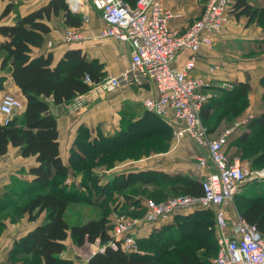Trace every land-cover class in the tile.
<instances>
[{"label": "trees", "instance_id": "16d2710c", "mask_svg": "<svg viewBox=\"0 0 264 264\" xmlns=\"http://www.w3.org/2000/svg\"><path fill=\"white\" fill-rule=\"evenodd\" d=\"M130 1L133 2L132 5L136 3V0ZM11 10H13V4L9 3L4 8L2 17ZM232 10L237 16L245 15L251 21L255 19L259 22L264 21V4L257 5L252 0H234ZM61 12L64 14L67 25L72 27L81 25L82 14L74 12L65 0H49L23 15L17 14L15 23L0 25V33L5 37V40L0 43V67L11 73L14 82L26 97V105L22 114L13 115L7 122H3L0 115V154H4L8 150V146L12 144L20 146L24 156L36 155V159L40 163L31 168V172L36 175L35 179L23 187L22 191L24 190V194L26 193L28 196L24 203L18 207L22 212L28 213L30 219H35L41 212L47 210L45 220L19 241L20 247L25 254L29 255L25 257L24 264H73V261L60 256L65 246L63 241L69 234L78 245L85 242H97L99 245H105V251L97 250L88 258L87 264H157L155 253L148 251L142 244L150 242L153 236L158 237L161 239L160 241L157 239L159 250H163L161 252L166 254L175 247V244L179 245L183 242L180 237L182 232L179 230V225L176 224L173 227L171 226L173 224H168L159 228L153 226L148 236L137 237L143 251L139 253L124 251L120 246V241H118L117 248L108 245L113 236L112 230L109 229V218L104 213L98 217H90L87 220L73 223H70L66 217V210L72 198L84 195L86 196H83L84 198L92 201L90 192L85 195L87 192L83 184L85 181L94 187L96 184L99 185V193H104L107 187L111 188L115 185L118 188L125 187L128 186V183H134L138 178L133 174H120L117 175L119 177L108 182H97L99 175L95 166L99 164V161L96 162L99 155L94 154L97 151L86 154L84 150L94 145L95 141H105L114 145V138L100 137L93 140L86 127L81 129L77 141L78 144L82 143L84 146L80 151L73 150L71 152L70 165L64 164L60 157L57 118L52 113L45 114L49 110V103L41 97H52L53 101L58 104L68 102L75 95L88 92L107 76L103 70V63L96 58H88L79 48L68 49L55 65L52 64L50 52L33 55L34 48L43 44L45 34L51 30L46 20ZM86 76L90 78V82L85 80ZM5 79V75L0 76V88ZM224 92V97L221 100L206 103V106H203L201 110L203 121L207 122L211 119V108H214L215 111L221 102L231 101L230 107L237 108L241 104L238 100L244 101L248 98L251 86L247 81H240L235 83L234 88ZM248 127L264 130V113L248 122L245 129L235 133L234 136L232 135L226 146L228 152L234 139H238V142L241 141L240 143L250 139ZM112 148V146L109 147V149ZM102 150L105 151V149ZM101 164L112 166L110 165L112 163L108 162ZM73 166H78L79 169L84 168L85 177L82 176L84 178L81 180L82 184L73 182L74 184L68 187L63 184L64 176ZM178 177H167V180L172 183H180L179 186L174 187L175 192L195 196L203 194L201 181ZM99 193L98 197L100 198ZM244 197L245 199L238 203L239 213L244 220L255 225L264 233V192L258 195L255 193L246 194L242 196V198ZM93 202L97 203L96 200ZM139 206L145 208L140 199L138 201L131 199L128 206L127 204L121 206V203H117L115 207L121 208V210L129 207L136 211ZM200 212L211 214L214 222L215 215L212 209L201 208L197 213ZM207 219L204 218L201 223H198L201 227L200 230L214 235V223L212 228L203 225ZM208 221L211 220L208 219ZM184 248L182 246L178 250L176 261H180L182 264H192Z\"/></svg>", "mask_w": 264, "mask_h": 264}, {"label": "crops", "instance_id": "0c3cea01", "mask_svg": "<svg viewBox=\"0 0 264 264\" xmlns=\"http://www.w3.org/2000/svg\"><path fill=\"white\" fill-rule=\"evenodd\" d=\"M21 1L23 2L19 11L23 15L47 3L49 0ZM81 1V9L77 12L82 14V22L78 28L81 29L83 38L79 41L66 42L63 35L64 30L69 25L65 22L63 12L58 15H52L50 19L46 20L51 30L45 34L43 44L34 48L33 55L50 52L52 64L55 65L68 49L79 48L88 58H96L103 63V70L106 75L120 74L131 62L129 41L113 37H100L99 32L106 25L104 20H102L88 0ZM125 1L133 3L130 0ZM252 1L257 5L264 4V0ZM9 2L11 1L4 0L0 4V25L12 24L16 21L17 13L13 12L14 10H11L6 16H1L2 11ZM164 4L172 14L169 18V25L172 28L184 30L201 14L205 3L204 0H164ZM86 16L88 19L85 20ZM242 16L245 15L237 16L234 13H229L222 29L213 36L212 45H202L196 51L183 49L176 56L175 65L178 68H183L185 63L193 57L195 66L191 72L194 75L205 76L210 81L209 88L219 91L220 94L216 95V98L212 99L208 104L219 101L224 97L223 93H225V90L221 89V85L224 82L249 81L246 80L248 79L246 72L252 68L249 69L247 65L244 66L242 58L238 59L236 56H231L230 53H234L239 57L247 56L241 54V51L239 52L240 54L235 53L236 50L231 48V44L237 45V41L251 38L263 39L264 32H262V29L264 28L259 26L251 33L250 31H245L244 34L239 32L240 35H237L233 29L237 26V19ZM258 31L259 36H257ZM4 40V35L0 33V43ZM244 59L249 61L248 58ZM212 67L215 68L212 69ZM1 75H5L6 79L0 88V98L5 93H13L22 98L24 105H26V97L22 93L21 88L14 82L11 73L8 70H2L0 67ZM255 78L260 79V77ZM253 82L254 79L251 82L249 81V83ZM158 95L155 83L150 81L143 85L123 84L109 91L93 87L88 92L75 95L70 101L59 104L55 103L52 97L43 96L41 98L49 103V113H52L57 118L60 157L64 164L70 165L71 152L73 150L80 151L82 146H84L82 143L78 144L77 142L83 127H86L93 140L100 137H113L114 145L117 142L119 144L124 142L129 137V134L139 138L152 134L154 129L164 132L170 130L171 127L174 128V125L169 120L150 112L145 107L147 98L157 97ZM213 112L214 108H211V114ZM238 132L239 130L236 131V133ZM169 146L171 148H168ZM169 146H167L165 151L159 150L146 153L138 159L129 157L123 161H117L118 164L114 167L106 168L102 166L103 168H101L98 166L95 170L100 176L105 175L102 178V183L116 179L117 175L126 173L129 175L133 174L136 178H143L144 184H148L147 179L149 180L150 178L160 179L167 185L170 184L169 186L172 187L174 192V187L179 186L180 183H172L167 180V177L179 178L178 176H181L201 181L208 169H210L209 167L201 166L199 163L203 150L190 138H184L179 142L172 141ZM39 163L36 155L24 156L21 153V147L13 146L12 144L8 146V150L4 154H0V264H24L25 257L29 255L25 254L19 245V241L41 224L47 216V210H44L35 219H30L28 213L22 212L18 207L24 203V200L19 205L16 201L18 197H23L27 194L15 188L20 187L22 190L26 184L33 182L36 175L31 172V168L39 165ZM100 169L105 171L104 174ZM70 172H72V169ZM161 175H163L164 179L161 178ZM77 178H71L73 179L72 182L79 184ZM134 192L136 191L134 190ZM127 193L129 196L132 194L130 192ZM139 195L141 194H134L132 199L137 201L140 199L144 204L145 199L139 197ZM120 203L121 206L125 205L124 202ZM226 208L229 214L233 216L234 212H231L228 207ZM69 213L71 212L67 208V219L72 217L74 220L69 221L70 223L84 218L86 220L88 217L82 211L75 214L74 217ZM236 213H239L238 210H236ZM162 220L156 223L145 222L143 226L134 230L136 237L148 236L153 226L159 228L170 223V220ZM213 236L214 242L218 246V231L215 228ZM63 242L65 246L60 256L66 260L73 261V264H87L88 258L98 248L97 242H85L82 245H78L71 234Z\"/></svg>", "mask_w": 264, "mask_h": 264}, {"label": "built area", "instance_id": "2783aa9c", "mask_svg": "<svg viewBox=\"0 0 264 264\" xmlns=\"http://www.w3.org/2000/svg\"><path fill=\"white\" fill-rule=\"evenodd\" d=\"M88 1L106 24L99 36L126 40L131 46L129 66L118 75H107L93 87L109 91L123 84L154 82L159 95L147 98L145 107L169 120L179 138L192 139L203 150L200 165L210 168L201 179L202 195L180 193L160 202L146 199L144 221L156 223L194 206L213 209L219 246L213 264H264V233L244 220L240 213L231 216L226 210L228 200L249 174L241 158L231 159L226 150L239 125L228 127L216 138H208L207 129L202 125L201 110L213 97L212 92L204 91L209 88L210 81L202 75L191 74L195 66L193 57L183 68L175 65L179 51H196L202 45L213 44V36L223 27L232 0H207L201 15L184 30L169 25L172 14L164 0H136L134 5L125 0ZM68 2L71 9H81V0ZM84 19H88L87 16ZM63 37L66 42H74L81 40L83 34L80 28L68 26ZM85 80L90 82L88 76ZM24 106V101L17 95L3 94L0 98L1 120L7 122L13 115L21 113ZM139 222L138 218L118 216L111 231L113 239L108 245L117 248L120 241L124 251L142 253L134 232ZM97 250L104 252L105 245L98 244Z\"/></svg>", "mask_w": 264, "mask_h": 264}, {"label": "rangeland", "instance_id": "374dc122", "mask_svg": "<svg viewBox=\"0 0 264 264\" xmlns=\"http://www.w3.org/2000/svg\"><path fill=\"white\" fill-rule=\"evenodd\" d=\"M3 1L4 0H0V4H2ZM10 1L11 2L9 3L13 4V10H14L13 12L17 13L18 15H21L19 10H20V5H22L23 1L21 0L20 1L10 0ZM65 1L67 2V4L69 3L68 0ZM206 1L207 0H204V3ZM232 2L234 3V0H232ZM231 11L232 13H234L232 7L230 8L229 11L230 14H232ZM236 25L237 26H235L233 31L236 32L237 35H240L239 32L244 34L245 31H250L251 33L259 26L260 27L262 26V28H264V21L259 22L257 21V19L251 21L247 16H242L241 18L237 19ZM262 32H264V29H262ZM257 34H258L257 36H259V31L257 32ZM237 42H238L237 45L231 44V48L236 50L235 53L238 54L241 51L242 52L241 54H244L247 57L244 56L239 57L234 53H230V54L231 56H236L238 59L242 58V62L244 63V66L247 65L249 69L252 68L246 72V77L248 78L246 80H249L251 82L254 79L253 82L254 84L250 83L251 93H249L248 98L245 99L244 101L238 100L241 104L237 108L230 107L229 103L231 101H224L221 102L220 104L218 103L219 104L218 109H216L212 113L211 119L207 122L202 120V125L207 129L208 138H216L228 127H234L236 124L239 125L238 130L242 131L247 127L248 122H250L257 116L264 113V38L260 40L259 38H255V39L251 38L242 41L239 40ZM244 58H248L249 61L245 60ZM214 68L215 67H212V69ZM191 74L194 75L192 72ZM255 77L258 78L260 77V79H256ZM234 86H235L234 82H224V84L221 85L222 87L221 89L231 90L232 88H234ZM204 91L212 92L213 94L212 99L216 98V95L220 94L218 90L215 91V89L212 90L211 88H206V89L204 88ZM225 107L226 110H224ZM233 107L236 106L233 105ZM156 130L158 129H154V131L150 135L147 136L144 135L139 138L133 137L132 134H129V137L125 139L124 142H121L120 144L117 142L116 145L108 144L105 141L103 142L95 141L94 145L88 147L87 150L86 149L84 150V153L87 154L88 152L92 153L97 151L94 154L99 155V159L98 158H97L98 160L95 159L96 162L99 161V164L96 165L95 167L97 168L99 166L103 168L102 166H105L106 168H108L107 164H101V163L102 162L112 163L110 165H112L111 167H114L116 164H118L117 161H123L129 157L130 158L133 157L132 159H138L143 155H145L146 153L157 152L159 150L165 151L167 149V146H169L172 143V141L179 142L184 138H189L187 136H182L181 138H179L176 132L174 131L175 128L172 127L170 130L164 132H160ZM248 131H250V139L248 141L240 143L241 141L238 142V139H234L229 147L230 150L229 153L231 159L235 157H240L241 160L248 167V171H249L247 178L242 182V184L238 188V191L234 193L232 198H230L226 204V207H228L231 212H234V215H237V213L235 214V212L236 210H238L239 201L245 199V197L242 198V196L251 193L252 194L255 193L258 195L264 192V174L261 173L264 170V158H263L264 130L259 128L252 129L248 127ZM110 146H112L113 148L109 149ZM168 148H171V146H169ZM102 149H105V151ZM261 154L263 155L261 156ZM100 171L103 172V174L105 172L102 169H100ZM125 174L126 173H124V175ZM98 175L100 176V174ZM82 176L85 177L84 168L79 169L78 166L77 167L73 166L72 172L64 176L63 184L68 185V187L72 186L74 183L72 182L73 179L71 178L73 177H78L77 182L82 184L81 180L84 179ZM104 176L105 175L98 177L99 181L97 180V182L100 183ZM137 178H138L137 181H135L134 183H128L127 184L128 186L125 187L118 188L116 185L111 188L107 187L104 193H99L100 191L99 185L97 186L96 184V187H94L92 186V184L85 181V183H83L87 189L85 195H87L90 192L92 195V201L90 199L84 198L86 197L84 195H83L84 197L83 196L80 197V195L79 197L73 196L75 198H72L70 200L68 206V211L71 212L69 214H72L74 217L75 214H78L82 211L85 215H88V217L86 216L88 219L90 217H98L104 213L109 218L108 224L110 226L109 229L111 230H114L116 218L120 215H124L127 219H133V218L140 219V222L137 225H135L136 228H139L143 226L144 223L146 222L144 221L145 220L144 215L146 209L143 206H139L136 211L130 209L129 207H127L125 210H121V208L118 209L115 207L117 203L124 202L128 206V202L132 198H134L133 196L134 194H141L139 195V197L144 198L145 200L151 198L159 202L167 200L168 198L176 194H180L179 192H174L172 187L169 186L170 184L167 185L165 182H162L160 179L150 178L149 180L147 179L148 184H144L143 178H139V177ZM68 180L70 182H68ZM15 189L24 192V190L22 191L20 187H16ZM132 189H134L136 192H134V190ZM127 192H130L132 194L129 196ZM98 193L100 198L98 197ZM27 196L28 195L23 197H18V199L16 200L18 202V205L23 200H25ZM93 200H96L97 203H94ZM199 209L201 208L197 206L189 207V209L187 208L186 210L178 212L175 216H171L167 219V221L170 220L169 223L170 225L173 224L171 226L174 227L176 224L180 226L179 230H181L182 232L180 234V237L181 239H183L182 241L184 242V244L183 242H181V244L179 245L175 244V247L171 251H168L166 254L161 252L163 250H159V246L157 243L158 240L160 241L161 239H158V237L153 236L150 242H146L142 244V246H144L148 251L155 253L156 256L155 260L158 262L157 264H166V263L182 264L180 261H176L178 250L182 246L185 247L184 248L185 252L189 256L192 264H213V259L217 254L219 246L215 244L216 242H214L215 239L213 234L211 233L209 234L206 231L203 232V230H200L201 229V227H199L200 224H198L201 223V221L204 218H208L211 221H208L207 219V222H205V224L203 225H205L206 227L211 226L212 228L214 223L213 217L211 216V214H207V213L205 214L202 212L197 213ZM84 219H80V221H83ZM68 221L71 222L74 220L72 217H69ZM138 244L139 246H141L140 242H138Z\"/></svg>", "mask_w": 264, "mask_h": 264}, {"label": "water", "instance_id": "95a60500", "mask_svg": "<svg viewBox=\"0 0 264 264\" xmlns=\"http://www.w3.org/2000/svg\"><path fill=\"white\" fill-rule=\"evenodd\" d=\"M72 10L74 11V12H77L78 11V9H76V8H72ZM50 111L48 110V111H46L45 112V114H48Z\"/></svg>", "mask_w": 264, "mask_h": 264}, {"label": "bare ground", "instance_id": "6f19581e", "mask_svg": "<svg viewBox=\"0 0 264 264\" xmlns=\"http://www.w3.org/2000/svg\"><path fill=\"white\" fill-rule=\"evenodd\" d=\"M75 4H77V1H76V3ZM262 174H264V170L261 172Z\"/></svg>", "mask_w": 264, "mask_h": 264}]
</instances>
